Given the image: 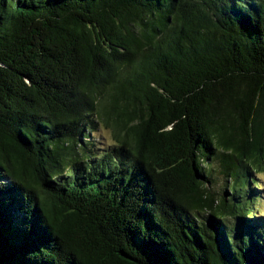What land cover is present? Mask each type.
<instances>
[{
    "label": "trees",
    "instance_id": "16d2710c",
    "mask_svg": "<svg viewBox=\"0 0 264 264\" xmlns=\"http://www.w3.org/2000/svg\"><path fill=\"white\" fill-rule=\"evenodd\" d=\"M261 176L264 0H0V264H264Z\"/></svg>",
    "mask_w": 264,
    "mask_h": 264
},
{
    "label": "rangeland",
    "instance_id": "374dc122",
    "mask_svg": "<svg viewBox=\"0 0 264 264\" xmlns=\"http://www.w3.org/2000/svg\"><path fill=\"white\" fill-rule=\"evenodd\" d=\"M109 133V131H105V135L107 136V139L108 140H111V136L108 134ZM214 176H216L217 178H219L220 179V185H223L222 184V182H223V180H224V178L222 177V175H221V173H220V170L216 167V169L214 170ZM262 178H263V180H264V176H261ZM259 205L260 206H262V209H263V211H264V200L263 201H261L260 203H259ZM256 217L258 218V219H261V217L259 216V215H256Z\"/></svg>",
    "mask_w": 264,
    "mask_h": 264
},
{
    "label": "water",
    "instance_id": "95a60500",
    "mask_svg": "<svg viewBox=\"0 0 264 264\" xmlns=\"http://www.w3.org/2000/svg\"><path fill=\"white\" fill-rule=\"evenodd\" d=\"M8 259H6V260H4V261H2V263L1 264H16V263H14V262H10V261H7Z\"/></svg>",
    "mask_w": 264,
    "mask_h": 264
}]
</instances>
